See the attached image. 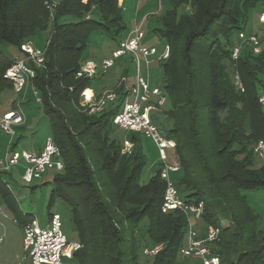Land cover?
Instances as JSON below:
<instances>
[{"label": "trees", "instance_id": "trees-1", "mask_svg": "<svg viewBox=\"0 0 264 264\" xmlns=\"http://www.w3.org/2000/svg\"><path fill=\"white\" fill-rule=\"evenodd\" d=\"M52 1L0 0V93L13 89L5 72L14 60L1 46L20 49L38 30H49L44 64L31 80L64 161V170L53 180L49 207L58 198L68 204L81 243L74 253L78 264H140L135 228L144 220L149 244L143 252L161 245L154 255L144 252L153 258L148 264H177L188 217L180 210L161 211L166 188L161 167L148 183H140L146 162L140 136L131 132L130 152L122 151L124 141L110 137L119 105L89 114L81 104L82 91L96 77L77 76L89 61L83 55L88 37L93 31L115 39L121 35L126 26L120 0ZM170 2L162 27L153 30L170 46L162 65L171 125L162 129L176 143L180 183L187 190L183 197L203 201L201 218L220 228L213 245L220 264H264V230L245 193L264 188V165L255 166L253 151L264 138L259 101L264 49L255 54L250 47L234 61L230 38L245 29L250 9L259 13L264 8V0ZM188 2L189 13L178 18L176 8ZM225 60L233 64L242 88L230 78ZM115 89L120 100L123 86ZM5 174L9 171L0 169L2 199L22 227L34 216L20 209Z\"/></svg>", "mask_w": 264, "mask_h": 264}, {"label": "rangeland", "instance_id": "rangeland-1", "mask_svg": "<svg viewBox=\"0 0 264 264\" xmlns=\"http://www.w3.org/2000/svg\"><path fill=\"white\" fill-rule=\"evenodd\" d=\"M170 9H172L170 0H125L122 8V15L126 28L119 37L116 39L111 38L97 31L90 33L83 55L97 67V74L93 80L94 89L97 92H94L96 95L115 89L124 76L127 77L126 83L130 86L135 81L138 72L145 77L148 76V80L152 87L158 86L164 90L165 72L162 65L163 61L159 60L157 56H150L146 59L140 55L138 67L136 59L130 54H124L115 58L113 65L105 72H103V61L107 58H111L112 51L117 48L118 42L126 38L131 30L133 31L138 27L146 33L142 42L145 45L157 47L158 53H161L167 41L158 36L153 29L155 27H162V18L166 11ZM258 11L257 9H250L246 20L247 22L244 24L245 29L230 37L234 46H240L241 53L250 49L251 45L246 41L250 35H257L262 50L264 49V23L259 21ZM176 13L178 18L187 15L189 13V2L183 3L177 7ZM48 37L49 30H38L31 41L36 47L44 49ZM1 48L3 50L5 49L11 57L23 56L22 51L17 46L4 44ZM85 62H83V64ZM224 62L226 63L230 78L239 87L241 82L233 64L229 62V60H225ZM171 107L172 104L168 98L161 109L154 113V120L158 122L157 124L162 131L164 126L168 127L171 125L170 120L166 116L167 110ZM10 110L17 111L21 114L22 120L16 122L11 121V126L14 129L13 134L6 132L0 124V160L5 158L7 151L14 144L15 150L18 151L20 155H22L23 151L39 152L43 141L47 136L52 135V132L50 124L43 110L40 108V103L36 100L33 85H30L21 93H17L11 88H5L0 93V120L5 112ZM161 122L163 125L160 124ZM138 135L140 136V143L146 157V162L140 174V183H148L156 170L161 167L162 162L159 158L158 148L153 140L142 133H138ZM130 136V131L118 126L111 127V139H115L122 143L125 139L131 141ZM175 148L170 151L171 156L168 162L171 164L178 163ZM122 151L126 152L124 150V145ZM254 160L256 167L264 165V156L254 155ZM25 165L26 162L21 156L19 163L8 170L9 174L4 175L12 185L13 193L20 209L36 217L41 224L47 221L49 213H59L62 221V232L65 237L71 242L78 241V232L73 225L68 204L61 198H58L54 201L53 205L49 207L53 180L57 172L48 170L42 178L28 184L23 179ZM10 174H12V179L9 177ZM169 177L170 180L177 185L181 196L187 193L186 188L180 183L183 177L181 169L178 172H169ZM245 193L249 205L259 215L260 227L264 230V188L248 190ZM0 206V264H21L25 256L23 229L15 221L13 212L2 198L0 200ZM187 217L188 228L185 232L184 244L187 241L190 228L194 229L199 235L205 236L208 227V224H206L202 218H196L190 211L187 212ZM146 222L147 220L141 221L135 228V238L140 246V264H148L153 260L152 257H146L143 252L144 246L149 244L145 234ZM221 223L222 226H224L225 220L222 219ZM63 264L78 263L73 257L71 259L64 258ZM177 264H193V262L179 254L177 257Z\"/></svg>", "mask_w": 264, "mask_h": 264}, {"label": "built area", "instance_id": "built-area-1", "mask_svg": "<svg viewBox=\"0 0 264 264\" xmlns=\"http://www.w3.org/2000/svg\"><path fill=\"white\" fill-rule=\"evenodd\" d=\"M259 21L264 23V8L258 13ZM145 31L139 27L134 29L125 39L118 42L116 49L112 51L111 58L103 61V72L113 65L115 58L124 54H130L140 63V55L144 58L157 56L161 61H165L170 56V46L165 44L161 53L157 47L145 45L142 40ZM255 54L262 50L257 35H250L246 39ZM20 49L23 53L21 57H14L11 65L6 69L5 77L13 84V90L21 93L31 85V80L36 74V69L44 64L45 50L36 47L31 40L21 44ZM241 54L240 46H234L231 52L232 59L238 60ZM148 62V61H147ZM139 70V68H138ZM97 67L92 61L82 64L78 77L96 76ZM127 77L124 76L117 86H123L124 92L118 100L119 93L116 89L108 90L96 95L91 88H86L81 93V104L87 109L89 114L98 113L109 104H118L119 109L114 115L112 122L130 132L142 133L151 138L158 148L159 158L162 162L161 176L166 181V188L161 205L163 213L176 212L178 210L192 212L196 218H201L205 204L203 201L192 202L181 196L178 187L170 180L169 172H177L180 169L178 163H169L170 151L176 147L174 139L168 138L154 121L152 115L157 112L168 99V94L161 87H152L149 80L141 73H137L135 81L130 86L127 85ZM32 86V85H31ZM242 88V84H239ZM34 89V87H33ZM90 89V93L87 91ZM37 102L41 99L34 89ZM259 101L264 105V93L259 97ZM21 114L17 111H10L3 115L0 120L1 127L8 133L13 134L14 129L11 121H21ZM133 143L130 140L124 141V150L130 152ZM256 155L264 156V138L260 139L253 146ZM25 160V170L23 179L31 184L35 180L43 177L48 170L61 172L64 170V161L61 158L60 150L54 138L49 135L45 138L42 149L39 152L23 151L22 155L15 149H9L3 160H0V169L9 170L12 166L19 163L20 158ZM2 193L0 191V200ZM190 228V227H189ZM23 247L25 256L23 264H63V259H71L74 253L81 248L79 241H69L62 232L61 215L57 212L49 214L47 221L41 224L34 217L23 226ZM220 228L208 225L207 234L199 235L194 229L188 231L187 241L179 250L184 258L198 260L200 264H220V257L213 251V245L218 240ZM161 248L157 245L154 248H146L145 254L154 255Z\"/></svg>", "mask_w": 264, "mask_h": 264}, {"label": "crops", "instance_id": "crops-1", "mask_svg": "<svg viewBox=\"0 0 264 264\" xmlns=\"http://www.w3.org/2000/svg\"><path fill=\"white\" fill-rule=\"evenodd\" d=\"M119 2H120V5H122V7H123V3L125 2V0H120ZM135 29H136V28H135ZM131 32H132V30L130 31V33H131ZM130 33H129V34H130ZM124 39H125V38H124ZM4 50H5V49H4ZM146 78L148 79V76H146ZM91 89H93V91H94L95 93H97V92L95 91V89H94V85L91 87ZM10 111H11V110H10ZM10 111H7V112H10ZM7 112H5V113H7ZM125 140H126V139H125ZM125 140H124V141H125ZM43 144H44V141H43V143H42V145H41V147H40V150L42 149ZM40 150H39V151H40ZM9 177L12 179V174H10ZM5 179H6V178H5ZM6 180H7V179H6ZM2 200H3V199H2ZM0 209H1V206H0ZM23 259H24V257H23ZM23 259H22V261H21V262H22L21 264H23V262H24Z\"/></svg>", "mask_w": 264, "mask_h": 264}, {"label": "bare ground", "instance_id": "bare-ground-1", "mask_svg": "<svg viewBox=\"0 0 264 264\" xmlns=\"http://www.w3.org/2000/svg\"><path fill=\"white\" fill-rule=\"evenodd\" d=\"M90 91H91V90H90V89H88L87 93L89 94V93H90Z\"/></svg>", "mask_w": 264, "mask_h": 264}]
</instances>
